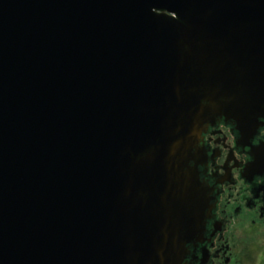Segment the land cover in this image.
Here are the masks:
<instances>
[{"label":"water","instance_id":"95a60500","mask_svg":"<svg viewBox=\"0 0 264 264\" xmlns=\"http://www.w3.org/2000/svg\"><path fill=\"white\" fill-rule=\"evenodd\" d=\"M261 116L264 0H0V264H184L202 132Z\"/></svg>","mask_w":264,"mask_h":264},{"label":"flooded vegetation","instance_id":"af4514ba","mask_svg":"<svg viewBox=\"0 0 264 264\" xmlns=\"http://www.w3.org/2000/svg\"><path fill=\"white\" fill-rule=\"evenodd\" d=\"M260 118V117H259ZM239 127L218 117L206 125L195 165L206 221L187 244L184 264H264V118Z\"/></svg>","mask_w":264,"mask_h":264},{"label":"clouds","instance_id":"9594fccd","mask_svg":"<svg viewBox=\"0 0 264 264\" xmlns=\"http://www.w3.org/2000/svg\"><path fill=\"white\" fill-rule=\"evenodd\" d=\"M153 11H155V9H153ZM156 12V11H155ZM173 13H175L176 15H174V16H172V15H169L170 17H173V18H179L178 17V13L177 12H175V11H172ZM207 101H204L203 103H206ZM261 118H264V116H261L259 119H261ZM199 144H200V141H199Z\"/></svg>","mask_w":264,"mask_h":264}]
</instances>
